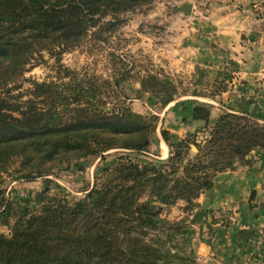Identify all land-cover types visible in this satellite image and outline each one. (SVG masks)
<instances>
[{"label":"trees","instance_id":"trees-1","mask_svg":"<svg viewBox=\"0 0 264 264\" xmlns=\"http://www.w3.org/2000/svg\"><path fill=\"white\" fill-rule=\"evenodd\" d=\"M152 1L0 0V85L43 50L79 47L100 18ZM70 83L32 81L26 98L0 94V177L15 163L21 167L14 179L31 181L49 175L51 164L76 157L115 148L147 149L157 129L155 116L149 119L125 106L104 108L93 99L94 86ZM140 86L157 98L175 93L173 85L152 74L143 76ZM176 110L183 123L187 115L203 122L210 115L209 106L201 103ZM161 137L170 150L161 166L123 158L105 167L101 184L81 200L26 211L18 222H12L11 204L1 202L0 226L12 230L10 235L0 232V264H197L166 247L181 227L166 223L142 196L166 204L183 201L186 211L202 209L197 199L213 187L218 173L250 166L249 155L264 156V124L224 113L202 144L195 130L182 140L166 130ZM192 147L196 152L189 157ZM254 195L252 190L251 199Z\"/></svg>","mask_w":264,"mask_h":264},{"label":"rangeland","instance_id":"rangeland-1","mask_svg":"<svg viewBox=\"0 0 264 264\" xmlns=\"http://www.w3.org/2000/svg\"><path fill=\"white\" fill-rule=\"evenodd\" d=\"M184 3L191 4L189 15L178 10ZM241 27L250 31H264V0H153L133 10L100 18L98 25L91 28L79 47L62 50L63 47L56 46L43 50L19 75L7 82L1 80V95L11 92V96L22 95L21 98H26L32 81L71 82L72 85L82 82L88 89L95 87L97 97L93 99L99 106H125L131 112L149 119L155 116L157 129L145 151L115 148L101 155L76 157L70 162L51 164L53 168L49 175L31 181L14 179L15 170L21 166L13 164L9 172H3L0 177V209L1 202H9L12 222H18L26 211L31 214L44 205L81 200L89 190L101 184L103 169L123 158L133 163L159 167L167 161L170 152L162 140L161 131L166 130L179 140L187 136V133L179 135L173 127L174 113L179 114L177 106L201 103L208 105L209 109L219 108L221 116L232 113L225 108L229 97L235 100L243 97L244 92L258 94V82L247 85L244 75L240 74L243 72L240 68L242 62H238L236 51L226 49L228 54L215 55L226 53L221 51L216 33H238L242 31ZM206 40L215 52L211 64L195 65L193 69L189 57L180 60V55L190 54L192 47L195 49ZM248 59L254 60L247 56ZM146 74L155 75L173 85L174 95L157 98L143 92L140 79ZM223 94L228 97H223ZM223 99L227 102L223 103ZM216 122L197 127L198 144L208 138ZM195 152L196 149L192 147L189 157ZM247 158L252 166V155ZM141 201L155 205L160 211V218L166 223L181 227L177 239L166 244L171 252L178 251L197 264H214L198 258V244H195L192 227L197 218L194 215L205 210L186 211L183 201L166 204L146 194ZM222 216L215 219L221 221ZM11 230L10 226H0V232L5 235H10ZM149 233L164 234L161 230H149ZM248 264L253 262L248 259Z\"/></svg>","mask_w":264,"mask_h":264},{"label":"crops","instance_id":"crops-1","mask_svg":"<svg viewBox=\"0 0 264 264\" xmlns=\"http://www.w3.org/2000/svg\"><path fill=\"white\" fill-rule=\"evenodd\" d=\"M241 30L238 33L217 32V42L221 51H236L238 62H242L240 68L243 72L239 73L244 75L247 85L258 82L259 92L256 95L244 92L246 95L243 94V97L235 100L229 97V102L223 99V103L227 102L224 105L228 112L248 115L264 124V31H250L242 27ZM210 46V42L206 40L197 49L192 47L190 54L180 55V60L189 57L193 62V69L195 65L211 64L215 52ZM228 53L226 51L215 55L219 57ZM247 56L254 60H247ZM223 97L227 98L228 95L223 94ZM220 114L219 108L212 107L207 122L193 121L187 115V121L183 123L182 116H177L179 114L175 112L172 118L175 125L171 122V126L176 129V133L183 135L204 124L216 122ZM166 154L168 149L165 156ZM252 157V166H239L234 170L218 173L213 179V187L197 199V203L206 211L194 215L197 218L192 226L196 236L195 244H198V258L202 261L214 264H248L250 259L253 264H264V229L259 227L264 221V156ZM252 190L255 195L251 199ZM220 215H223V220L215 219Z\"/></svg>","mask_w":264,"mask_h":264},{"label":"water","instance_id":"water-1","mask_svg":"<svg viewBox=\"0 0 264 264\" xmlns=\"http://www.w3.org/2000/svg\"><path fill=\"white\" fill-rule=\"evenodd\" d=\"M178 10L185 15H189L191 13V4L184 3L178 7Z\"/></svg>","mask_w":264,"mask_h":264},{"label":"built area","instance_id":"built-area-1","mask_svg":"<svg viewBox=\"0 0 264 264\" xmlns=\"http://www.w3.org/2000/svg\"><path fill=\"white\" fill-rule=\"evenodd\" d=\"M259 227L261 228V230L264 229V221L259 224Z\"/></svg>","mask_w":264,"mask_h":264}]
</instances>
